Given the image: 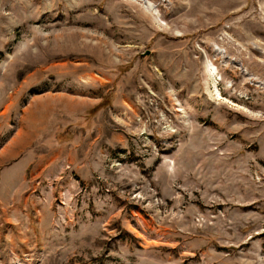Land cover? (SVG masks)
Segmentation results:
<instances>
[{"label": "rangeland", "instance_id": "obj_1", "mask_svg": "<svg viewBox=\"0 0 264 264\" xmlns=\"http://www.w3.org/2000/svg\"><path fill=\"white\" fill-rule=\"evenodd\" d=\"M0 264H264V0H0Z\"/></svg>", "mask_w": 264, "mask_h": 264}, {"label": "bare ground", "instance_id": "obj_2", "mask_svg": "<svg viewBox=\"0 0 264 264\" xmlns=\"http://www.w3.org/2000/svg\"><path fill=\"white\" fill-rule=\"evenodd\" d=\"M208 69H209V73L211 74L212 78H213V83H214V87L215 90L217 92V95H220V91L218 88V84H217V78H215L216 73L218 72V68L213 64V63H209L208 65Z\"/></svg>", "mask_w": 264, "mask_h": 264}]
</instances>
